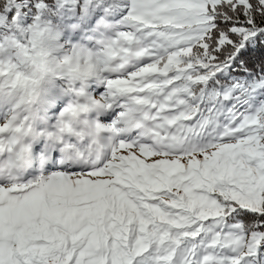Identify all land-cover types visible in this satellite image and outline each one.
<instances>
[{
    "label": "snow or ice",
    "instance_id": "6c2138e0",
    "mask_svg": "<svg viewBox=\"0 0 264 264\" xmlns=\"http://www.w3.org/2000/svg\"><path fill=\"white\" fill-rule=\"evenodd\" d=\"M0 264H264V0H0Z\"/></svg>",
    "mask_w": 264,
    "mask_h": 264
}]
</instances>
